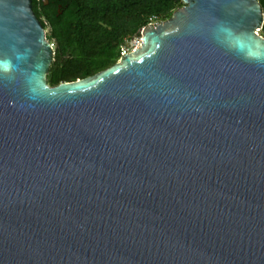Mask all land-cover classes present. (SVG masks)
<instances>
[{
	"label": "water",
	"instance_id": "water-1",
	"mask_svg": "<svg viewBox=\"0 0 264 264\" xmlns=\"http://www.w3.org/2000/svg\"><path fill=\"white\" fill-rule=\"evenodd\" d=\"M258 1L180 0L49 87L31 0H0V264H264Z\"/></svg>",
	"mask_w": 264,
	"mask_h": 264
},
{
	"label": "trees",
	"instance_id": "trees-1",
	"mask_svg": "<svg viewBox=\"0 0 264 264\" xmlns=\"http://www.w3.org/2000/svg\"><path fill=\"white\" fill-rule=\"evenodd\" d=\"M264 19V0L258 1ZM180 0H31V9L53 45L46 83L53 87L114 64L126 40L149 23L165 21Z\"/></svg>",
	"mask_w": 264,
	"mask_h": 264
},
{
	"label": "rangeland",
	"instance_id": "rangeland-1",
	"mask_svg": "<svg viewBox=\"0 0 264 264\" xmlns=\"http://www.w3.org/2000/svg\"><path fill=\"white\" fill-rule=\"evenodd\" d=\"M45 31V35L47 36L48 35V27H46L44 29ZM259 35H261L262 37H264V33L262 32V30H259L258 32ZM139 40V37L137 38H133V39H130V40H126L124 43H123V46L122 48L125 49L127 52L131 51L135 46H136V41ZM139 42L140 40L138 41V45H139Z\"/></svg>",
	"mask_w": 264,
	"mask_h": 264
},
{
	"label": "clouds",
	"instance_id": "clouds-1",
	"mask_svg": "<svg viewBox=\"0 0 264 264\" xmlns=\"http://www.w3.org/2000/svg\"><path fill=\"white\" fill-rule=\"evenodd\" d=\"M235 43H236L240 48L243 47V42L240 41L239 39H237V40L235 41ZM0 67H7V66H6V65H3V64H0Z\"/></svg>",
	"mask_w": 264,
	"mask_h": 264
},
{
	"label": "built area",
	"instance_id": "built-area-1",
	"mask_svg": "<svg viewBox=\"0 0 264 264\" xmlns=\"http://www.w3.org/2000/svg\"><path fill=\"white\" fill-rule=\"evenodd\" d=\"M138 41H139V40H137V41L135 42L136 45H137V42H138ZM50 47L53 48V45L50 44ZM135 48H136V46H135L132 50H134ZM132 50H131V51H132ZM129 52H130V51H129ZM124 53H127V51L121 47V49H120V55H121V54H124Z\"/></svg>",
	"mask_w": 264,
	"mask_h": 264
},
{
	"label": "flooded vegetation",
	"instance_id": "flooded-vegetation-1",
	"mask_svg": "<svg viewBox=\"0 0 264 264\" xmlns=\"http://www.w3.org/2000/svg\"><path fill=\"white\" fill-rule=\"evenodd\" d=\"M260 30H262V32L264 33V19H263V24Z\"/></svg>",
	"mask_w": 264,
	"mask_h": 264
},
{
	"label": "bare ground",
	"instance_id": "bare-ground-1",
	"mask_svg": "<svg viewBox=\"0 0 264 264\" xmlns=\"http://www.w3.org/2000/svg\"><path fill=\"white\" fill-rule=\"evenodd\" d=\"M139 44H140V42H139ZM139 47V45H138V42H137V45H136V49Z\"/></svg>",
	"mask_w": 264,
	"mask_h": 264
}]
</instances>
